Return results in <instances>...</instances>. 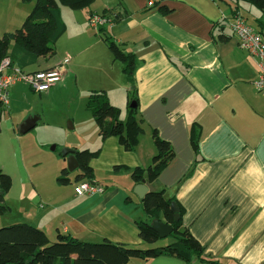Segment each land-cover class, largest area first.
Listing matches in <instances>:
<instances>
[{
    "label": "crops",
    "instance_id": "obj_1",
    "mask_svg": "<svg viewBox=\"0 0 264 264\" xmlns=\"http://www.w3.org/2000/svg\"><path fill=\"white\" fill-rule=\"evenodd\" d=\"M142 1L145 0H123L121 12L125 16L96 30H103L136 58V90L131 96L137 100L132 99L143 120L139 146L129 152L118 138L102 141L99 137L100 155L90 166L95 172L93 182L102 185L104 193L77 196L75 187L74 195L68 196L56 192L53 186L48 190L45 181L30 172L31 159L26 158L21 138L15 135L11 149L15 152L20 184L16 190L13 183L5 195L4 205L9 209L1 213L0 223L31 225L44 231L52 241L61 233L83 242L108 240L148 248L137 227L148 217L142 200L133 193L136 185L129 174L113 171L116 166L149 167L156 154L152 131L157 130L172 145L175 157L152 185L185 209L184 227L200 242L204 257L219 264H264V95L253 86L258 78L256 61L240 48L231 30L232 8L226 0H162L173 10L165 17L157 11L144 12L149 2L161 0H147L146 5ZM104 2L100 11L89 8L70 13L74 30H78L75 39L89 32L90 15L117 9L114 0ZM240 13L246 18L249 13L264 22V15L246 4H241ZM61 19L68 28L66 21L70 19ZM222 35L227 40L223 41ZM82 51H88V47L72 52L64 49L66 55L61 59L51 64L39 59L36 69H24L49 70L69 59L62 82L40 94L41 101L50 103L56 90L72 81L77 87L80 69L76 62ZM109 67L111 75L121 73L116 80L120 83L118 90L125 105H129L130 92L126 91L122 67ZM35 94L38 93L24 83L10 88L8 105L12 106V115L6 121L9 131L14 133L19 124L14 121L15 103L21 99L30 102L38 98ZM108 97L121 110L120 119L124 121L127 110L123 112L110 94ZM35 111L30 107L25 115L31 119L38 113ZM25 122L20 124V130ZM193 123L201 126L198 155L190 142ZM3 162L0 155L2 170L6 168ZM130 264L211 263L160 257L150 261L132 259Z\"/></svg>",
    "mask_w": 264,
    "mask_h": 264
},
{
    "label": "trees",
    "instance_id": "obj_2",
    "mask_svg": "<svg viewBox=\"0 0 264 264\" xmlns=\"http://www.w3.org/2000/svg\"><path fill=\"white\" fill-rule=\"evenodd\" d=\"M94 2L95 0H35V7L25 18L22 28L13 33H6L0 38V60L10 57L13 63L24 71L27 67L35 65L39 59L53 56L56 53L54 46L66 31L61 19V8L66 7L73 11L87 10ZM226 3L232 8L233 20L237 16H243L240 13L241 4L251 5L262 16L264 15V0H232L231 3L226 0ZM151 11H157L165 17L173 12L162 4V0L144 9L145 13ZM101 15H109L113 22H119L125 16L120 8L104 11ZM255 24L254 27L264 35V22L261 18L256 19ZM100 32L104 33L103 41L108 44L114 60L123 65L122 72L130 86L129 92L133 94L136 90L135 56L126 53L103 30ZM221 38L223 41L227 40L223 35ZM87 108L93 114L102 140L116 137L126 151L133 152L137 149L144 133L143 120L138 116V107L136 109L127 108V117L123 121L120 119L121 110L110 104L105 91H100L90 94ZM3 110L4 107L0 104V114ZM152 139L156 154L149 167L132 169L126 166H116L114 174H129L134 185L140 184L143 180L155 184L174 159L175 152L172 145L159 136L157 130L152 131ZM201 139V126L193 123L190 127V142L196 155L199 153ZM99 155L100 150L77 151L76 159L79 163L77 184L84 181L93 182L95 172L90 162ZM68 174V169H62L58 182L62 185H69L71 182L66 179ZM12 184L11 176L0 168V193H2L0 194V212L2 214L9 209L4 205V201ZM172 202H176L180 208L179 221H175L174 213L171 211ZM142 204L148 221L138 222L137 227L140 238L149 245L146 249L115 244L108 240L101 243L83 242L61 233L57 235L55 241H52L44 231L36 227L28 224H15L0 228V264H130L132 259L150 261L160 257L175 258L186 263L198 259L211 264H219L204 257L202 245L189 229L184 227L185 209L174 198L166 199L163 191H155L146 194L142 199ZM156 219L174 228L169 237L161 239L152 229L151 223ZM164 242L166 243L160 245Z\"/></svg>",
    "mask_w": 264,
    "mask_h": 264
},
{
    "label": "rangeland",
    "instance_id": "obj_3",
    "mask_svg": "<svg viewBox=\"0 0 264 264\" xmlns=\"http://www.w3.org/2000/svg\"><path fill=\"white\" fill-rule=\"evenodd\" d=\"M114 2L115 8H124L122 4L123 0H114ZM104 3V0H95L90 9L95 8L100 11ZM142 3L146 5L147 0L142 1ZM246 5L251 10L254 9L251 5ZM34 7L35 0H0V38L6 33H13L21 29L25 17L31 13ZM62 10L61 16L64 20L73 17L70 13H77L66 7H62ZM246 16L249 23L255 26L253 15L247 13ZM66 24L68 26V28L66 27L67 33L54 46L55 50H57L56 53L49 58L41 59H43L42 63L51 64L66 55L64 54V49L72 52L88 47V51H82L78 57V62H76L80 69L78 76L80 81L77 87L72 81L64 89L56 90V94L53 95L50 103L41 101L39 98L40 94H35L38 98L30 102H27L25 99L17 101L13 111L14 115L17 114L14 121L19 122V124L16 125L14 133L6 128V121L12 115V106L8 105L4 107L3 112L0 114V155L4 158L3 164L6 166L3 171L11 176L16 190H18L20 184L19 173L16 170L15 152L11 149V144H14L12 138L15 135L20 136L22 152L26 158L31 159L30 172L42 178L48 190L51 188L49 186H53L56 192L62 191L65 195L73 196L76 187L75 181L79 172H69L66 176V179L71 182L69 185H62L58 182L62 169H67V162L62 157V152L70 147L79 151L90 150L93 152L100 150L98 149V144L100 143L99 137H101L99 129L94 121L92 112L87 108L90 94L100 91L106 92L107 90L110 97L113 98V102L119 105L123 109V112L127 108H131V105L135 103V101H132L131 94L129 95L131 100L129 105H125L126 101L121 99L120 90H118V84L120 83L116 81L121 73L115 72L111 75L109 66L122 67L123 65L119 61L114 60L108 44L103 41L104 33L96 31L89 26L88 33H83L75 39L73 36L76 34L75 31L78 30H74V21L70 19L66 21ZM37 67L38 65L36 64L30 66L29 69H36ZM103 72H107V75L103 74ZM126 84L128 86L126 91L129 92L130 86L127 82ZM109 102L111 104L110 100ZM30 107L35 108V112H38L33 114V116L39 118L37 121L38 125L27 134H21L20 124L23 120H29V117L25 115V111ZM70 134L78 141L77 143L69 144L67 142ZM102 182L104 183L105 181ZM106 184L109 187L112 186L110 181H107ZM57 195L56 193V197ZM2 216L0 212V217ZM12 222L16 221H3L0 223V228L17 224ZM53 239L55 240V237ZM165 243H160V245Z\"/></svg>",
    "mask_w": 264,
    "mask_h": 264
},
{
    "label": "built area",
    "instance_id": "obj_4",
    "mask_svg": "<svg viewBox=\"0 0 264 264\" xmlns=\"http://www.w3.org/2000/svg\"><path fill=\"white\" fill-rule=\"evenodd\" d=\"M153 3L149 2V5ZM113 19L109 16L92 14L88 23L92 29L99 30L109 25ZM231 30L239 41V46L253 58L258 66V78L253 83L255 90L264 95V35L260 33L243 16H237L231 23ZM66 58L62 64L53 69L26 72L15 65L10 57L0 60V104L3 107L9 104V90L17 83L26 84L33 92L42 94L50 91L63 80ZM77 196L103 194L105 188L97 183L84 181L76 185Z\"/></svg>",
    "mask_w": 264,
    "mask_h": 264
},
{
    "label": "water",
    "instance_id": "obj_5",
    "mask_svg": "<svg viewBox=\"0 0 264 264\" xmlns=\"http://www.w3.org/2000/svg\"><path fill=\"white\" fill-rule=\"evenodd\" d=\"M131 108L132 109L137 108L136 102L131 105ZM38 120L39 119L37 117H33V118L27 120L25 122V124L22 125V127H21V134H27L28 132L32 131L36 127ZM67 142L69 144H75L78 141L74 138V136L72 134H70L68 139H67ZM76 153H77V150L74 148H71V147L66 148L62 152V157L67 162V169L70 173L75 172L79 169V163L76 159ZM155 191H156V189L154 188V186L151 183H149L147 180H143L140 184H137L134 187L133 193L139 199L142 200L146 196V194L151 193V192H155ZM0 194H2V193H0ZM171 211H172V213H174L175 221H179V219H180V208L176 202L171 203ZM151 227L159 235V237L161 239H165V238L169 237L174 231V228L170 224H167L166 222L160 221L158 219L152 221Z\"/></svg>",
    "mask_w": 264,
    "mask_h": 264
}]
</instances>
